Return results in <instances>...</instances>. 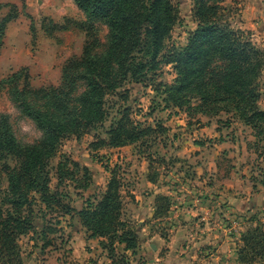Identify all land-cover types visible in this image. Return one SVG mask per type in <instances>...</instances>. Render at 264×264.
<instances>
[{
	"label": "rangeland",
	"instance_id": "1",
	"mask_svg": "<svg viewBox=\"0 0 264 264\" xmlns=\"http://www.w3.org/2000/svg\"><path fill=\"white\" fill-rule=\"evenodd\" d=\"M0 2L6 4L0 9V21L9 13H18L6 26L0 80L26 67L24 73H29L34 88L59 85L62 66L69 58L81 55L87 40L83 11L73 0ZM173 2L179 10V21L169 43L184 45L197 27L194 0ZM222 4L230 12L233 26L246 31L251 21L261 20L258 15L264 16V0H222ZM263 28L260 24L257 32L264 35ZM95 31L106 43L108 28L96 23ZM174 77L172 65H167L143 84L127 83L107 96L109 117L103 125L80 138L68 136L62 140L50 164L51 188L73 210L67 213L57 205L49 208L41 201L32 206L36 226L18 239L23 264H217L212 255L216 250H211L213 245L210 250L206 248L202 231L206 223L203 214L209 210L214 212L209 224H215L212 222L217 213L223 238L227 239L218 264H264V255L252 263L238 259L241 234L256 226L264 228V137L257 136L252 126L233 113L207 116L194 107L166 101L167 95L156 87L159 82H172ZM260 88L259 105L264 109V71ZM125 108L130 109L133 120L154 127L155 132L130 145L93 150L90 143L97 136L107 138L112 122ZM2 113L10 115L21 142L40 139V129L18 110L6 89L0 91ZM64 158L90 168L92 183L88 189L69 177L58 184L57 165ZM112 170L123 184L122 219L138 235L134 249L118 242L114 250L104 248L102 240L109 244L108 240L89 237L75 212L86 199L96 202L102 196ZM82 174L78 172L77 177L82 179ZM215 184H219L217 189ZM157 195L171 202L170 210L159 216L154 215ZM232 195L239 206L230 213ZM251 200L256 205L247 209ZM43 231L48 246L44 245Z\"/></svg>",
	"mask_w": 264,
	"mask_h": 264
},
{
	"label": "trees",
	"instance_id": "2",
	"mask_svg": "<svg viewBox=\"0 0 264 264\" xmlns=\"http://www.w3.org/2000/svg\"><path fill=\"white\" fill-rule=\"evenodd\" d=\"M73 1L87 18L82 25L87 40L81 55L62 66L60 84L34 88L29 73H24L26 67L0 80V91L6 89L18 110L42 133L39 140L23 143L10 115L0 114V264H23L18 239L36 226L35 203L61 206L71 213L73 207L51 188V160L64 138H80L103 125L109 117L107 96L129 82L143 84L163 66L172 65L174 80L156 87L167 95L166 101L194 107L207 116L233 113L264 137V109L259 105L264 50L250 30L233 26L222 0H194L197 27L184 45L169 43L179 21L173 0ZM5 6L0 2V9ZM17 14L9 13L0 21V51L6 26ZM96 23L108 28L106 43L97 37ZM155 130L137 123L125 108L112 122L108 137L97 136L90 147L97 151L130 145ZM80 171L82 179L77 177ZM111 173L102 196L96 202L86 199L75 212L89 237L108 240L109 244L102 240L104 248L114 250L118 242L134 249L138 235L122 219L123 184L115 170ZM67 177L84 189L92 183L90 168L70 158L57 165L58 184ZM170 206L168 197L157 195L154 215L168 212ZM43 241L50 244L45 231ZM259 255H264V228L256 226L241 234L238 259L252 263Z\"/></svg>",
	"mask_w": 264,
	"mask_h": 264
},
{
	"label": "crops",
	"instance_id": "3",
	"mask_svg": "<svg viewBox=\"0 0 264 264\" xmlns=\"http://www.w3.org/2000/svg\"><path fill=\"white\" fill-rule=\"evenodd\" d=\"M257 18H260L261 20L259 22H253V21H251V26H248L251 31H256L257 32L258 26L260 24L261 25L264 24V16L263 15L262 16L261 15H258ZM260 28H261V26H260ZM263 30H264V28H263ZM256 32H253V40L255 42H258V45H260L264 49V35H262L260 31L257 32V33ZM217 187H219V184H215V187L214 188L217 189ZM206 189H208V188H206ZM210 197H216V196L210 195ZM234 197H235V195H234ZM219 198L222 199L223 196L221 195V196H219ZM230 198H231V200H229V205H230L229 211L231 213L239 205L237 204V202L234 201L233 195L230 196ZM211 201L212 200H208L207 199V202H211ZM215 203H218V202H215ZM244 204L245 203H243V206H244ZM255 205H256L255 202L253 200H251V202L247 203V209L248 208H251V207H255ZM212 214H214V212H211V210L206 211L205 214H203L204 216H203L202 219L205 220L206 223H205V228L202 231H203V234L205 235L204 236V241L206 243H208V245H209V246L207 245L206 248H209L210 245H213V248L211 250H216L214 253H212V255L214 256L213 257V260L218 264V261H220L219 260V257H220L219 255H221L220 250H224L225 244H226V241L225 240H227V239L224 240V238H223L224 232H223L222 225H218V223L221 222V219L218 218L217 213L213 217L214 221L212 222V223H215V224L213 226H211V223L209 224L210 217L212 216ZM155 246H156V244H155ZM209 250H210V248H209Z\"/></svg>",
	"mask_w": 264,
	"mask_h": 264
},
{
	"label": "water",
	"instance_id": "4",
	"mask_svg": "<svg viewBox=\"0 0 264 264\" xmlns=\"http://www.w3.org/2000/svg\"><path fill=\"white\" fill-rule=\"evenodd\" d=\"M154 248H156V246H155V244H154V246H153Z\"/></svg>",
	"mask_w": 264,
	"mask_h": 264
}]
</instances>
